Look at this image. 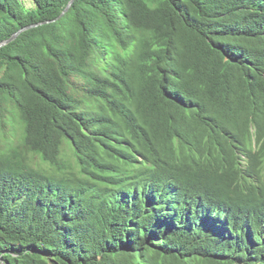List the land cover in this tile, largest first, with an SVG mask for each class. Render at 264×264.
Masks as SVG:
<instances>
[{"label": "trees", "instance_id": "obj_1", "mask_svg": "<svg viewBox=\"0 0 264 264\" xmlns=\"http://www.w3.org/2000/svg\"><path fill=\"white\" fill-rule=\"evenodd\" d=\"M31 1L0 0V42L37 24L0 46V264H264V0Z\"/></svg>", "mask_w": 264, "mask_h": 264}, {"label": "water", "instance_id": "obj_2", "mask_svg": "<svg viewBox=\"0 0 264 264\" xmlns=\"http://www.w3.org/2000/svg\"><path fill=\"white\" fill-rule=\"evenodd\" d=\"M74 0H70L69 2H68V4H67V6L64 8V10L62 11V13H61V15L59 16V17H61L68 9H69V7L71 6V4H72V2H73ZM58 17V18H59ZM55 20H57V18L56 19H52V20H50V21H55ZM45 22H49V21H45ZM37 24H31V25H28V26H24V27H22V28H20L18 31H16L15 33H13V35H11V37L10 38H8L7 40H4V41H1L0 42V46H3V45H5V44H7V43H9V42H11L12 40H14L21 32H23L24 30H26V29H28V28H30V27H32V26H36Z\"/></svg>", "mask_w": 264, "mask_h": 264}, {"label": "rangeland", "instance_id": "obj_3", "mask_svg": "<svg viewBox=\"0 0 264 264\" xmlns=\"http://www.w3.org/2000/svg\"><path fill=\"white\" fill-rule=\"evenodd\" d=\"M24 4L28 7L33 6V2L31 0H24Z\"/></svg>", "mask_w": 264, "mask_h": 264}]
</instances>
